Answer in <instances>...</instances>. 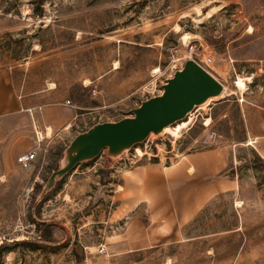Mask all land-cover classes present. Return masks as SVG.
Wrapping results in <instances>:
<instances>
[{"label":"rangeland","instance_id":"obj_1","mask_svg":"<svg viewBox=\"0 0 264 264\" xmlns=\"http://www.w3.org/2000/svg\"><path fill=\"white\" fill-rule=\"evenodd\" d=\"M38 1L0 0V264H264V0ZM207 57L224 94L197 107L179 139L105 151L48 189L77 136L133 117ZM214 150L234 190L158 245L126 249L128 221L113 216L122 172ZM136 217L146 222V208Z\"/></svg>","mask_w":264,"mask_h":264},{"label":"crops","instance_id":"obj_2","mask_svg":"<svg viewBox=\"0 0 264 264\" xmlns=\"http://www.w3.org/2000/svg\"><path fill=\"white\" fill-rule=\"evenodd\" d=\"M228 161L224 152L214 150L182 155L172 166L145 162L123 171L120 203L113 212L117 221H128L121 243L132 251L152 248L193 220L216 195L233 191L235 182L224 176ZM142 206L146 222L136 217Z\"/></svg>","mask_w":264,"mask_h":264},{"label":"water","instance_id":"obj_3","mask_svg":"<svg viewBox=\"0 0 264 264\" xmlns=\"http://www.w3.org/2000/svg\"><path fill=\"white\" fill-rule=\"evenodd\" d=\"M162 90L161 95L133 110V117L97 124L77 136L66 151L65 165L52 173L48 189L75 167L98 158L103 152L107 151L111 158L117 157L144 143L151 134L159 135L165 128L186 120L197 107L220 97L224 86L198 63L189 60L167 80ZM235 174L232 170L229 176ZM76 249L81 248L77 246Z\"/></svg>","mask_w":264,"mask_h":264},{"label":"bare ground","instance_id":"obj_4","mask_svg":"<svg viewBox=\"0 0 264 264\" xmlns=\"http://www.w3.org/2000/svg\"><path fill=\"white\" fill-rule=\"evenodd\" d=\"M182 39L184 41L187 40V36H183ZM243 85V82L240 81V86ZM224 94V93H223ZM222 94V95H223ZM222 95L220 97H222ZM218 97V98H220ZM218 98H214V99H210L208 100L205 104H203L201 107L204 108L205 106L209 105L213 100H216ZM210 122V119L208 120V123ZM193 123V118L191 117V115L187 118V120H185L184 122L178 124L176 127H174V129H171L169 127L165 128L163 130V133L165 132V134H170L173 138L175 139H179L181 137V133L188 129ZM207 123V125H208ZM49 133H48V136L51 135V129L49 128ZM161 134V133H160ZM138 156L142 157L143 155L145 156V154L140 150V149H137V152Z\"/></svg>","mask_w":264,"mask_h":264},{"label":"built area","instance_id":"obj_5","mask_svg":"<svg viewBox=\"0 0 264 264\" xmlns=\"http://www.w3.org/2000/svg\"><path fill=\"white\" fill-rule=\"evenodd\" d=\"M198 64L200 66H202L204 69H206L208 72H210L209 69L211 68V65L213 64V58L207 57L204 60L203 65L200 63H198ZM35 158H36V155L34 153L25 154V155H22L18 158V163L20 165H22L23 167H27L28 165H30L35 160ZM106 253H107L106 248L104 246H100L99 250H98V254L99 255H105Z\"/></svg>","mask_w":264,"mask_h":264},{"label":"trees","instance_id":"obj_6","mask_svg":"<svg viewBox=\"0 0 264 264\" xmlns=\"http://www.w3.org/2000/svg\"><path fill=\"white\" fill-rule=\"evenodd\" d=\"M38 4H39V5H42V2L39 0V1H38ZM39 9L41 10L42 8H39ZM38 15L42 16L41 12H39ZM81 262H82V261L78 260V264L81 263Z\"/></svg>","mask_w":264,"mask_h":264}]
</instances>
